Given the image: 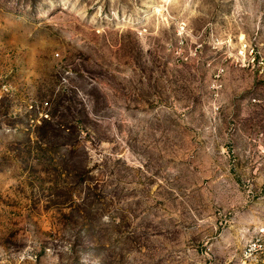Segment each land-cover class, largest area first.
Instances as JSON below:
<instances>
[{
  "label": "rangeland",
  "instance_id": "374dc122",
  "mask_svg": "<svg viewBox=\"0 0 264 264\" xmlns=\"http://www.w3.org/2000/svg\"><path fill=\"white\" fill-rule=\"evenodd\" d=\"M0 264H264V0H0Z\"/></svg>",
  "mask_w": 264,
  "mask_h": 264
}]
</instances>
